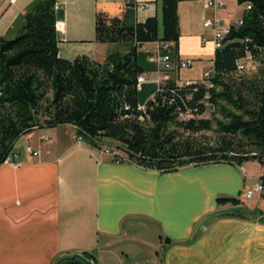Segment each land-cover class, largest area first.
Listing matches in <instances>:
<instances>
[{"label": "trees", "instance_id": "1", "mask_svg": "<svg viewBox=\"0 0 264 264\" xmlns=\"http://www.w3.org/2000/svg\"><path fill=\"white\" fill-rule=\"evenodd\" d=\"M161 0V33L156 15L128 25L125 14L97 11L98 42H133L127 52L113 51L103 61L58 55L55 0H33L22 14L18 31L0 35V164L13 154L15 140L35 128L70 124L90 143L117 142L130 162L162 173L186 165L256 160L264 179V69L260 80L235 73L246 52L264 55V0L249 2L242 23L232 25L223 45L215 48L209 85H178L172 78L139 110L137 77L145 71L138 46L179 39L178 2ZM205 94L218 117L200 116ZM192 116L180 118L189 112ZM212 130L209 137L203 131ZM220 204H238L236 197H218ZM231 215L240 216L238 212ZM167 242L169 238H165ZM87 259L93 255L84 253ZM61 264H86L78 258Z\"/></svg>", "mask_w": 264, "mask_h": 264}, {"label": "crops", "instance_id": "2", "mask_svg": "<svg viewBox=\"0 0 264 264\" xmlns=\"http://www.w3.org/2000/svg\"><path fill=\"white\" fill-rule=\"evenodd\" d=\"M32 1L0 7V20L6 18L0 35H7L16 19L22 20ZM75 1L55 0L56 21L63 23L56 30L60 57L72 60L86 55L103 61L110 52H127L132 47L130 41L98 42L80 26L69 27L66 8ZM112 1L114 14L107 7ZM202 1L178 2V58L213 56L212 42L201 41L202 36L210 38L202 20L212 15L203 9ZM93 4L96 12L114 16L123 12L130 26L157 16V0L154 10H136L127 0H93ZM57 10L62 11L60 18ZM182 68L170 74L177 83ZM143 74L144 83L155 85L154 67ZM74 130L70 124L33 129L13 144L10 156L16 164H0V264H55L60 257L84 253L93 255L89 259L93 264H162L157 244L150 241L154 235L160 241V234H165L166 244L192 239L208 220L220 218L218 211L229 204H220L217 198L240 195L246 178L252 176L243 164H190L162 173L114 162L92 152L85 142L76 143ZM28 145L38 155L29 154ZM260 195L256 199L264 220V192ZM255 225L258 228L248 238L254 247L245 252L252 250L261 261L258 264H264V223Z\"/></svg>", "mask_w": 264, "mask_h": 264}, {"label": "rangeland", "instance_id": "3", "mask_svg": "<svg viewBox=\"0 0 264 264\" xmlns=\"http://www.w3.org/2000/svg\"><path fill=\"white\" fill-rule=\"evenodd\" d=\"M75 2H76L75 4H70L69 7L66 8L68 12L66 20L69 27L80 26V28L85 33V35L89 34L90 36H95L94 18L97 8L93 4V0H76ZM155 2L156 0H154V5ZM107 7L109 8L110 12L114 14V1L108 3ZM243 8H244L243 3L239 5L236 4L234 1L232 2L229 1L226 2L225 9L217 11V15L221 17H228L229 15L227 14V11L231 10L233 12L231 16L232 17L231 20H232L241 17L243 13L242 12ZM54 9H55V3H54ZM60 11L61 10L56 11L58 18L61 17L62 11L61 12ZM156 14L159 20L158 32L160 34L162 29L161 0H157ZM213 14L214 12L212 11V15ZM5 21L6 18L0 20V27ZM21 22L22 21L20 18L16 19L10 32H8L7 34L9 38L13 36L15 32V28H18L21 25ZM207 40H210V38ZM149 43L151 42L143 43L147 51L141 48V45L138 46V61L146 70L152 67H154L155 69L156 67L155 64L149 61L148 59L149 54L152 53L151 51L153 50L152 44H151L152 47L147 46V44L149 45ZM175 49L176 48L174 43V50ZM212 57L213 56L210 55V56L202 57L201 59L195 58L194 60L191 58L193 62L192 66L182 68L180 71V82L179 83H177L176 81L175 82L178 85H180V83L185 81V79H197L190 81H195V83L197 81L200 82L204 81L206 85H209L208 76L212 73V66H213ZM263 69H264V55L261 54L259 57L254 58L252 63L247 66L246 71L243 73L242 77L247 79L260 80L263 77ZM205 71H207L209 75L205 76L204 75ZM146 75L149 74L147 73ZM158 76L159 75L157 73L156 78ZM156 78L153 79V82ZM139 88H138L137 99L139 105L141 106L144 105V103L149 98H151L152 95L155 93L156 84L154 85L151 82H147L142 84L141 87ZM201 115L205 117H211V116L218 117V114H214V110L210 108L205 109V111ZM74 129H75L74 138L76 140V143H78L77 138L81 136L80 137L82 139L81 143L78 144H82L85 142L90 147L92 152L94 151L97 152V154L99 155L108 156L112 161H114L111 157L112 155L111 152L115 150L119 155L118 157H123L124 159L127 158L126 154L120 149H118L116 141L110 139H103L102 141H99L97 143H90L82 135H77L76 128L74 127ZM202 133L209 137L214 135V132L212 130L203 131ZM43 138L46 139L45 136H43ZM28 146L31 147L30 145ZM36 152H37L36 155H38V151ZM114 162H119V161H114ZM243 165L245 167L244 170H246V172L249 175L251 174L252 176L251 177L248 176L246 178V187L243 189L242 193H240V195L237 196V199L239 200L238 204H231L227 202L229 204L222 207L218 211L220 213V218H216L211 221L208 220L205 223V228L201 227L199 230H197L194 237L188 241L186 240L183 242L174 241V243L166 244L164 242L166 237L165 234H160V241L157 239V235H154V237L150 241L152 244H157L156 249L158 251L159 257L162 259L163 262L162 264H258L259 262H261L259 261V259L256 260V258L252 254L253 253L252 250H250L249 253H246L245 249L249 250V248L254 247V244L251 243L249 244L250 240L248 238L254 235L255 228H258L256 227L255 224L264 223L263 222L264 220L261 218V216H259L260 209L262 208L258 205L259 204L257 202L258 199H256L257 197L261 196L260 195L261 193L264 192V184L262 190L252 195L250 199H245V191L247 188H251L254 185H256L259 182V178L262 179L261 174L263 172V167L256 160H249L247 162H244ZM244 170L243 172H245ZM263 204L264 202H262V205ZM253 209H255V211ZM236 212H238L240 216L234 217V215H231L232 213H236ZM257 216H259L260 219ZM66 256H70V255H66ZM60 258L56 260L55 264ZM87 260L90 261L89 259Z\"/></svg>", "mask_w": 264, "mask_h": 264}, {"label": "built area", "instance_id": "4", "mask_svg": "<svg viewBox=\"0 0 264 264\" xmlns=\"http://www.w3.org/2000/svg\"><path fill=\"white\" fill-rule=\"evenodd\" d=\"M18 0H0V7L1 6H10L16 4ZM232 2L234 1L236 4L238 3V0H203L202 6L204 9H209L214 12L213 15L208 16L204 18L203 20V27L210 30V40L213 43L214 48H219L223 45V41L226 37V35L229 33L230 27L232 25H240L242 23V15L239 18H235L231 20L232 11L228 10L227 14L228 17H221L217 15V11H220L222 9H225L226 2ZM130 4H133L136 10H154V0H127ZM66 2L64 1V4ZM241 5V4H239ZM243 11H246L250 9L251 4L249 2L243 3ZM242 11V12H243ZM56 29H60L63 26L62 22L56 21L55 23ZM202 42H206L207 38L202 37ZM153 45L152 53L149 54L148 59L149 61L153 62L155 64V70L158 73V77L154 80L156 84V90H161L163 83L170 78V73L174 71V69H178L179 67H190L192 65V59L189 57L184 58H178L176 57L175 50H174V43L172 41H154L151 42ZM141 48L147 51L144 44L141 45ZM252 54L250 52H246L243 56L238 58L236 60V66H235V73L237 75L243 74L246 71V68L249 64L252 63ZM204 75L207 76L209 73L207 71L204 72ZM146 77L143 74L138 75L137 77V87L139 88L140 85L144 82H146ZM190 83H195V81L185 80L180 85H188ZM201 102L204 105V111L205 109H213L212 103L209 101V95L205 94L204 98L201 100ZM139 110H144V105H138L137 107ZM189 116H192L190 108L189 112H185L180 114V118L187 119ZM202 117H205L203 115H200ZM210 118V117H206ZM78 139V138H77ZM78 143H81V141L77 140ZM27 152L36 155L37 152L34 151L31 147H26ZM112 159L114 161H119L117 156V151L111 152ZM4 162H11L15 163V160H13L10 156H7L5 158ZM264 184V179L259 178V182L254 185L251 188H247L245 191V199H250L252 195L257 193L258 191L262 190Z\"/></svg>", "mask_w": 264, "mask_h": 264}, {"label": "water", "instance_id": "5", "mask_svg": "<svg viewBox=\"0 0 264 264\" xmlns=\"http://www.w3.org/2000/svg\"><path fill=\"white\" fill-rule=\"evenodd\" d=\"M72 258H78V259L82 260L83 262H85L86 264H92L90 261H88L86 258H84L83 256H81L79 254H73L70 256L62 257L57 261L56 264H61L64 260L72 259Z\"/></svg>", "mask_w": 264, "mask_h": 264}, {"label": "bare ground", "instance_id": "6", "mask_svg": "<svg viewBox=\"0 0 264 264\" xmlns=\"http://www.w3.org/2000/svg\"><path fill=\"white\" fill-rule=\"evenodd\" d=\"M157 91H158V90H157ZM80 137H81V136H80ZM80 137H78V140H79V141H81V140H82ZM117 156H119V155H118V153H117Z\"/></svg>", "mask_w": 264, "mask_h": 264}]
</instances>
